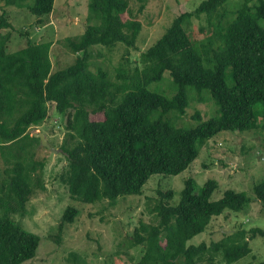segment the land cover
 Returning a JSON list of instances; mask_svg holds the SVG:
<instances>
[{
    "label": "trees",
    "instance_id": "1",
    "mask_svg": "<svg viewBox=\"0 0 264 264\" xmlns=\"http://www.w3.org/2000/svg\"><path fill=\"white\" fill-rule=\"evenodd\" d=\"M3 1L6 6L28 9L41 18L37 20L41 24L49 20L56 2ZM140 1L144 7L149 0ZM228 1L204 0L194 12L178 15L165 34L141 54L142 67H136L132 84L116 90L106 71L100 68L95 74L89 65L95 46L135 47L142 24L126 21L125 15L131 11L128 0H90L84 34L66 42L76 61L57 72L52 71L50 43H29L9 52L11 34L1 31L12 28V24L6 16L1 17L0 147L28 140L33 149L40 139L29 131L44 124L49 117L48 104L53 103L67 131L62 150L69 169L62 180L71 198L88 204L114 203L142 195L154 175L182 174L199 157L202 146L221 132L264 129V0H242L232 12V21L227 20ZM202 16L212 31L194 41L189 26L192 18ZM228 70L234 82L231 87ZM166 72L176 85L172 97L148 89L162 81ZM189 87L200 95L210 92L218 106L217 116L203 120L197 115V126L177 127L173 118L186 114ZM172 112L173 122L168 118ZM33 156L28 153L19 159L11 154L3 158L8 163L15 161L6 194L9 202L0 215V264L34 259L41 243L40 236L27 232L11 218V214L26 215L33 192L32 173L44 167ZM218 187V182L210 179L198 191L195 180L188 179L176 205L171 202L172 191L161 193L163 200L154 208L158 225H144L147 236L137 231L136 243L147 245L138 264H203L208 253L214 264L211 252H220L228 264H233L248 256L252 252L250 240L264 237V230L253 229L250 236L243 230L210 247L206 243L190 245L213 219L227 210L242 211L250 203L245 192L232 189L213 201ZM254 192L264 206V180ZM78 214V209L69 206L62 216L61 230L74 223Z\"/></svg>",
    "mask_w": 264,
    "mask_h": 264
},
{
    "label": "rangeland",
    "instance_id": "2",
    "mask_svg": "<svg viewBox=\"0 0 264 264\" xmlns=\"http://www.w3.org/2000/svg\"><path fill=\"white\" fill-rule=\"evenodd\" d=\"M130 12L125 19L139 21L141 32L135 47L128 48L118 44L112 49L95 46L92 49L89 70L97 73L101 68L109 74V79L116 90L121 85H131L136 67L140 65V56L153 46L172 25L174 19L183 13L194 12L204 0H149L143 7L140 0H128ZM90 0H56L53 13L44 24L37 22L40 17L28 9L6 6L0 0V19L6 16L12 24L2 33L11 34L9 52H15L28 46L29 43L43 45L50 43L52 71L57 72L71 66L76 55L68 47L67 41L81 37L88 23V6ZM242 0H229L226 5L227 20H233L232 12L239 8ZM43 19H46L44 17ZM205 16L192 18L189 33L194 41L204 39L211 34ZM70 38V39H68ZM68 39V40H67ZM124 63V64H123ZM124 67L125 71H121ZM227 71V83L234 82ZM125 74V77L120 75ZM153 92L168 97L176 93V85L169 72L163 80L148 86ZM190 105L186 114L174 116L177 127H194L199 124L194 116L200 115L203 120L217 116L218 106L209 94L202 95L194 88H188ZM261 107V105L259 106ZM49 117L43 125L30 129L29 133H44L52 148L57 152L42 147L41 142L31 148L28 140L11 146L0 147V215L4 205L9 202V192L13 162L4 161V156L11 154L19 159L26 154H33L34 161L43 163L32 173V198L27 203L26 215L11 214L27 232L41 237V243L34 259L23 264H138L147 251L146 243H136L137 231L147 236L142 227L158 225L154 208L163 200L161 193L172 191V205L178 204L181 192L188 179H194L198 191L210 180H216L218 189L212 196L213 201L221 199L227 190L245 192L250 199L249 205L242 211L230 210L212 220L210 226L190 245L206 243L209 247L231 237L240 231L264 230V206L256 199L254 187L264 180V129L259 128L246 132H221L204 144L199 157L191 166L178 176L154 175L148 181L140 196H128L117 202L88 204L71 198L68 187L62 177L67 174L69 166L62 150L67 131L65 121L56 113L55 104H48ZM101 120L100 117H95ZM262 122V118H259ZM167 201V200H166ZM3 203V204H1ZM75 207L79 214L74 223L65 225L61 230L62 216L68 207ZM166 242L162 240L161 245ZM189 245V246H190ZM252 252L233 264H264V237L258 235L250 240ZM214 264H228L220 252H211ZM210 254H206L203 264H211Z\"/></svg>",
    "mask_w": 264,
    "mask_h": 264
},
{
    "label": "water",
    "instance_id": "3",
    "mask_svg": "<svg viewBox=\"0 0 264 264\" xmlns=\"http://www.w3.org/2000/svg\"><path fill=\"white\" fill-rule=\"evenodd\" d=\"M34 137L40 139L42 147H45V148H48V149H50V150H52L54 152H57L56 149L51 147V145L49 144V142L47 140V137H46V135L44 133L34 134Z\"/></svg>",
    "mask_w": 264,
    "mask_h": 264
},
{
    "label": "clouds",
    "instance_id": "4",
    "mask_svg": "<svg viewBox=\"0 0 264 264\" xmlns=\"http://www.w3.org/2000/svg\"><path fill=\"white\" fill-rule=\"evenodd\" d=\"M39 134V133H38ZM34 136V135H33ZM48 140V139H47ZM54 152V151H53Z\"/></svg>",
    "mask_w": 264,
    "mask_h": 264
}]
</instances>
